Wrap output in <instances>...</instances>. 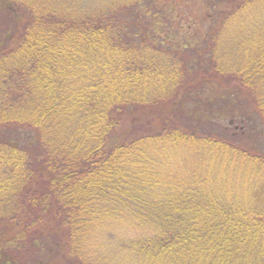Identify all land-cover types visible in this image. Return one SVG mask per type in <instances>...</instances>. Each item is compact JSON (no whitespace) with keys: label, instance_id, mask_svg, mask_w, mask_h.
Returning a JSON list of instances; mask_svg holds the SVG:
<instances>
[{"label":"trees","instance_id":"obj_1","mask_svg":"<svg viewBox=\"0 0 264 264\" xmlns=\"http://www.w3.org/2000/svg\"><path fill=\"white\" fill-rule=\"evenodd\" d=\"M167 2L0 0V264H264V0Z\"/></svg>","mask_w":264,"mask_h":264},{"label":"rangeland","instance_id":"obj_2","mask_svg":"<svg viewBox=\"0 0 264 264\" xmlns=\"http://www.w3.org/2000/svg\"><path fill=\"white\" fill-rule=\"evenodd\" d=\"M68 1L70 3H73L75 1L79 2L81 5L80 8L82 11L81 12L82 15H84V11H87V9H89L87 13L88 12L92 14L97 13L95 11H97L98 8H101V7L104 8L108 6L110 2V0H68ZM115 1H117V3L123 4L124 6H129V5L131 6L132 3H136L137 1H140V0H129V2H127L128 0H115ZM144 1L148 2L149 0H143V2ZM155 1L157 4H159V6H161L162 2L168 3L167 1L171 2V1H177V0H155ZM178 1H179V7H178L179 11H177V14L182 17L181 20L178 21V24L182 25L180 29L183 30L184 32L189 31L188 27H189V24H191L192 31L193 32L198 31V33L202 34L203 36L206 33L207 28L209 26V20L207 17V9L205 7L204 0H178ZM138 5L139 4L136 3L137 7ZM71 8H74V7L72 5H66V10L71 9ZM182 157L183 159L186 160V156L184 154H182ZM183 159L179 158V160L181 161ZM182 162L187 163L188 165H185L181 162H177L176 165L178 168L176 172L178 173V172L186 171V173H182L185 177H188L190 174H192V172L190 171V168H193V169L196 168L198 170H201V167L199 166L201 163H198L194 159L190 160L188 158V162L184 160ZM114 264H118V263H116L115 261Z\"/></svg>","mask_w":264,"mask_h":264}]
</instances>
